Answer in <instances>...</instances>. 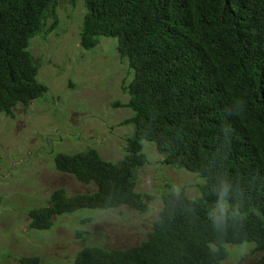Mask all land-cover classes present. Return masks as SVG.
Here are the masks:
<instances>
[{
	"label": "trees",
	"instance_id": "16d2710c",
	"mask_svg": "<svg viewBox=\"0 0 264 264\" xmlns=\"http://www.w3.org/2000/svg\"><path fill=\"white\" fill-rule=\"evenodd\" d=\"M59 1L0 0V115L13 117L18 104L47 92L29 46L47 32L49 19L58 24ZM85 7L82 48L116 38L117 53L133 73L122 86L127 102L116 104L131 111L124 124L133 133L120 163L94 148L58 153L55 169L95 190L73 196L55 190L45 206L28 212V228L50 230L57 217L83 209L145 213L135 173L147 164L148 143L164 165L206 179L201 197L164 193L145 240L125 249L84 246L73 264H222L225 246L244 243L255 244L262 255L254 264H264V0H85ZM238 99L244 114L225 118ZM220 176L243 190L248 213L243 228L224 236L211 230L204 207ZM18 264L57 263L31 256Z\"/></svg>",
	"mask_w": 264,
	"mask_h": 264
},
{
	"label": "rangeland",
	"instance_id": "374dc122",
	"mask_svg": "<svg viewBox=\"0 0 264 264\" xmlns=\"http://www.w3.org/2000/svg\"><path fill=\"white\" fill-rule=\"evenodd\" d=\"M58 24L52 19L47 32L30 41L37 79L47 86L42 98L27 106L18 104L14 116L0 115V264H18L23 257L44 262L73 264L84 246L125 249L141 243L162 209V195L174 186L190 199L201 197L206 179L164 165L163 155L144 143L147 164L135 173L137 191L146 200L145 213L128 207L79 210L55 219L47 231L28 228V212L47 204L62 188L68 196L91 193L73 176L55 169L58 153L74 154L94 148L100 156L120 163L133 126L124 121L132 113L116 106L128 96L122 89L133 73L117 53L116 38H99L85 50L79 31L86 14L85 0H60ZM241 246H246L240 254ZM222 264H254L262 255L254 243L225 246Z\"/></svg>",
	"mask_w": 264,
	"mask_h": 264
},
{
	"label": "clouds",
	"instance_id": "9594fccd",
	"mask_svg": "<svg viewBox=\"0 0 264 264\" xmlns=\"http://www.w3.org/2000/svg\"><path fill=\"white\" fill-rule=\"evenodd\" d=\"M245 111L244 101L238 99L224 115L225 118L230 115L242 116ZM209 193L212 197L211 203L205 204L204 207L211 230L219 236H224L230 229L243 228L248 218V213L243 210V190L227 176H220L210 185ZM171 194L177 200L182 199V190L178 186L171 189ZM192 204L196 205L197 201H192ZM245 247L241 246V255Z\"/></svg>",
	"mask_w": 264,
	"mask_h": 264
}]
</instances>
